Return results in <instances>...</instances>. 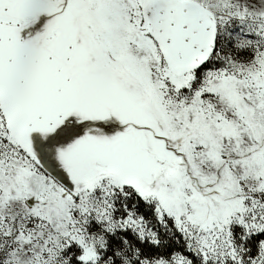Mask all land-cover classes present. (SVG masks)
Masks as SVG:
<instances>
[{
	"label": "snow or ice",
	"instance_id": "snow-or-ice-1",
	"mask_svg": "<svg viewBox=\"0 0 264 264\" xmlns=\"http://www.w3.org/2000/svg\"><path fill=\"white\" fill-rule=\"evenodd\" d=\"M0 264H264V0H0Z\"/></svg>",
	"mask_w": 264,
	"mask_h": 264
}]
</instances>
